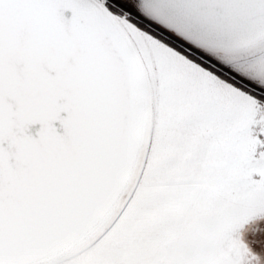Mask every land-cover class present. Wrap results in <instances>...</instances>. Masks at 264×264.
<instances>
[{"label":"snow or ice","instance_id":"6c2138e0","mask_svg":"<svg viewBox=\"0 0 264 264\" xmlns=\"http://www.w3.org/2000/svg\"><path fill=\"white\" fill-rule=\"evenodd\" d=\"M0 264H264V0H0Z\"/></svg>","mask_w":264,"mask_h":264}]
</instances>
